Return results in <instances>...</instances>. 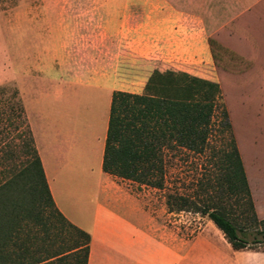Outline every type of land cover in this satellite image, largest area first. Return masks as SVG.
Instances as JSON below:
<instances>
[{
  "label": "rangeland",
  "instance_id": "rangeland-1",
  "mask_svg": "<svg viewBox=\"0 0 264 264\" xmlns=\"http://www.w3.org/2000/svg\"><path fill=\"white\" fill-rule=\"evenodd\" d=\"M173 1L178 3L179 8L190 6L191 3L197 5L199 1L205 2L204 10L207 15L206 25L202 21L204 36L196 30L192 31L182 21L177 34L181 39L178 48L161 42L157 30L152 29L154 27L151 25L148 27L150 33H146L143 28H136L139 24L154 23L157 16H161L164 8L157 0H0V184L34 160L35 147L21 95L22 83L29 81L26 74L29 68L19 67L21 61L30 59V24L35 29L34 35L43 36L44 27L39 28L37 25L48 22L44 14L52 17L53 13L66 12L79 18L73 22L89 25L98 22L91 20L96 17L92 16L93 13H128L131 25L119 30L112 52L106 51L103 45L99 47L97 43V38L105 43V35L108 34L105 30H93L90 26L84 27L80 33L71 30L73 39L67 54L71 66L66 70L71 75V82L64 84L63 88L78 85V89H83L80 86L82 84L72 82L83 79V76L109 71L115 77L111 84L113 91L137 94L145 92V85L154 71L184 72L217 82L218 76L212 59L205 63L202 58L201 44L205 42L203 37L207 42L209 34L217 35L245 57L246 65L242 66L240 73L232 76V83L247 85L244 88L232 86L225 98L220 95L215 98L209 136L202 153L190 152L184 148H172L163 152V188L156 189L118 177L115 180L117 186L123 190L128 202L130 197L133 198L135 207L146 214L150 229L161 236L173 237L174 234H180L188 238L197 232L203 222L209 220L206 216L193 212H170L166 207V194L178 193L191 197L198 203L209 201L220 204L245 238L249 241L260 240L259 230L263 229V225L254 220L249 199L243 194L219 195L210 184L206 187L204 184L209 179L212 180L214 164L218 158L230 149L232 130L228 126L227 103L237 105L236 110L242 113H253L254 105H262V110L257 109V112H264V0ZM81 18L86 19L80 20ZM247 31L255 36L256 43L247 39L243 33ZM20 33L23 43H26L22 48L19 46ZM190 33H193L192 39ZM193 39H199L196 46L191 45ZM100 48L103 49L102 52L99 51ZM44 54L45 52L39 51L38 58H43ZM101 58L110 66H95ZM43 76H47V73ZM86 93L79 101L81 111L94 107L95 92ZM43 101L54 107L51 98ZM263 130L262 123L259 127H253L254 137L245 133L241 136L240 144L253 178L264 173V138H261ZM71 185V190L83 188L80 185ZM85 188V195L76 191L73 195L63 197L76 208L84 210L85 213L81 214L83 225L89 221L87 210L98 200L97 177L86 181ZM71 216L74 218L72 214ZM49 223L55 229H62L66 239L75 237L73 230L63 226L56 217H51ZM52 244L56 247L55 242ZM263 246L264 244H254L251 247Z\"/></svg>",
  "mask_w": 264,
  "mask_h": 264
},
{
  "label": "crops",
  "instance_id": "crops-1",
  "mask_svg": "<svg viewBox=\"0 0 264 264\" xmlns=\"http://www.w3.org/2000/svg\"><path fill=\"white\" fill-rule=\"evenodd\" d=\"M157 1L164 12L154 20L156 23L147 22L136 25V28L150 33L148 27L153 26L160 41L175 48L180 45L181 39L177 34L183 20L192 31L196 30L204 36L202 21L207 20L205 2L177 8L174 5L178 3L173 0ZM44 15L48 22L37 25L44 27L43 36L33 34V24L29 27L30 59L21 61L19 65L29 68L26 72L29 81L22 83L21 95L34 147L53 202L67 221L90 235L87 264H247L246 258L238 255L243 249H233L210 220L203 222L197 232L188 238L180 234L173 237L156 234L150 229L144 211L135 207L133 198L130 197L129 202L126 200V195L115 181L117 177L102 171L109 108L114 92L111 84L115 77L111 71L87 75L72 82L82 84L83 89H78V85L72 89L63 88L64 84L71 82V75L66 72L71 66L67 55L73 39L70 32L75 30L80 33L86 26L93 30H105L108 33L105 43L98 38L97 43L99 47L103 45L106 51L112 52L119 30L131 25L130 15L119 12L93 13L92 16L96 17L91 20L98 22L89 25L73 22L79 18L66 12L53 13L52 17ZM193 33L189 34L191 39ZM198 40L193 39L191 45L196 46ZM203 40L202 58L208 63L212 58L204 37ZM23 44L26 45L20 33L19 46L22 48ZM39 51L45 52L43 58H38ZM95 66L102 68L110 64L101 58ZM46 73L47 76H43ZM86 91L95 92L94 107L81 111L79 101L87 95ZM50 98L54 101V107L43 101ZM260 176L254 178L251 195L256 212L262 213L259 221L264 226V175ZM94 177H97L99 184L98 200L86 209L90 216L87 224L83 225L81 214L85 213L84 210L76 208L63 197L76 191L85 195V183ZM71 184L83 188L71 190ZM255 249L264 251V246Z\"/></svg>",
  "mask_w": 264,
  "mask_h": 264
},
{
  "label": "trees",
  "instance_id": "trees-1",
  "mask_svg": "<svg viewBox=\"0 0 264 264\" xmlns=\"http://www.w3.org/2000/svg\"><path fill=\"white\" fill-rule=\"evenodd\" d=\"M206 22L203 20L205 25ZM243 33L248 40L256 41L252 33ZM207 45L217 82L184 72L154 71L144 93H112L103 172L161 189L165 150L204 151L215 98L219 95L225 98L229 89L247 85L232 83V76L246 65L245 57L215 34L207 35ZM225 102L228 101L225 99ZM237 107L227 103L225 110L232 130L230 149L218 158L212 180L204 185L210 184L219 195H245L254 220L259 221L262 213L256 212L251 195L255 181L240 142L244 133L255 136L252 129L264 124V112H257V109L262 110V105H254L253 113L239 112ZM256 137L260 138L258 134ZM261 138H264V130ZM259 175L264 173L256 176ZM166 207L170 212L188 211L206 216L235 250L264 244V226L259 230L261 239L249 241L218 203H198L185 195L167 193ZM51 217L73 230L75 237L66 239L62 229H55L49 223ZM89 241V233L67 221L56 208L34 149V160L0 184V264H87ZM53 242L56 247L52 246Z\"/></svg>",
  "mask_w": 264,
  "mask_h": 264
},
{
  "label": "clouds",
  "instance_id": "clouds-1",
  "mask_svg": "<svg viewBox=\"0 0 264 264\" xmlns=\"http://www.w3.org/2000/svg\"><path fill=\"white\" fill-rule=\"evenodd\" d=\"M238 255L245 257L247 264H264V251H258L255 248H246L241 250Z\"/></svg>",
  "mask_w": 264,
  "mask_h": 264
}]
</instances>
